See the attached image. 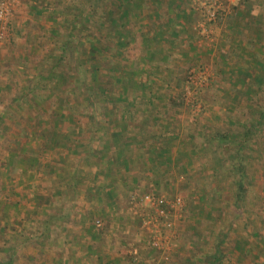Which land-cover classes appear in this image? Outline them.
<instances>
[{"label":"crops","instance_id":"obj_1","mask_svg":"<svg viewBox=\"0 0 264 264\" xmlns=\"http://www.w3.org/2000/svg\"><path fill=\"white\" fill-rule=\"evenodd\" d=\"M64 1L26 0L10 24L9 42L0 45V92L34 97L31 106L21 99L15 118L7 114L0 120V211L7 220L1 228L22 250L10 264H184L191 255L194 264H212L205 260H216L222 252L218 238L211 254L202 251L208 235L191 225L209 216L210 203L227 191L220 178L227 174L232 182L235 171L244 172L246 163L236 162L244 155L235 153L233 161L234 151L226 147L232 139L221 114L240 103L233 89L239 73L258 75L264 63V0H212L218 7L210 36L200 27L205 21L202 0H161L158 11L151 8L152 0H137L130 10L127 44L121 47L124 55L114 62L117 81L105 95L111 100L95 106L101 120L91 141L94 152L51 146L60 143L57 133L69 134L66 120L56 123L53 140L41 134V119L50 118L54 106L40 99L48 90L39 81L52 61L56 33L70 30ZM39 2L45 3L43 9L30 10ZM143 12L147 28L136 21ZM132 46H138L137 52L125 55L124 48ZM193 60L214 73L212 85L201 92L207 102L201 117L193 116L176 81L183 78L182 66ZM83 121L89 128L86 117ZM41 190H46V201L36 199V207L29 193ZM147 191L183 201L163 254L150 244L142 207L133 209L135 197ZM46 207L68 211L69 217L60 234L46 237L39 250L24 239L36 233L37 223L21 221L19 215L34 210L39 216ZM89 209L106 225L98 237L88 232ZM183 245L192 248L188 256Z\"/></svg>","mask_w":264,"mask_h":264},{"label":"trees","instance_id":"obj_2","mask_svg":"<svg viewBox=\"0 0 264 264\" xmlns=\"http://www.w3.org/2000/svg\"><path fill=\"white\" fill-rule=\"evenodd\" d=\"M66 1L68 15L64 16L66 17L64 21L70 26V30L65 32L64 37L57 39L54 51H51V54H53L51 57L52 61L48 64L45 72H43L44 81L42 79L39 81V83H42L41 88L43 91L45 89L48 90L44 94H39L40 99L47 100L54 106V111L48 113L50 118L41 119L45 121L41 134L49 141L53 140L51 132L57 125L56 123L66 120L69 123L67 125V131H70L69 134L64 136L57 133L58 135L56 136L60 138H55V141H60V143H53L51 146L58 148L67 147L72 151L89 150L94 152L96 151L95 145L91 141L95 139V124L101 120L97 116L95 106L97 101L105 100L107 102L111 100V96L106 97L105 95L108 94L107 90L111 89L117 81V63L114 64L115 60H108L106 54L117 52V58L124 55V52H121V47L127 44L128 40L126 37L130 34L128 26L130 10L135 8L134 3L137 0ZM160 1L152 0L150 2V5H153L151 8L156 11L160 10L163 6ZM146 3H148V0H146ZM44 4V2H39L35 5L31 4L29 8L30 10H40L43 9ZM140 10H142V7ZM146 16L147 14L143 12L141 16L136 17L137 22H141V20L144 22V28H147L149 24ZM61 23H64L63 19H61ZM151 55L153 56L154 52H151ZM99 79L100 81H98ZM176 81L177 86L181 87L183 78ZM233 89L236 96L249 105V111L254 118L251 124L245 123L243 134L245 140H251V143L248 141V143L243 145V137L242 139L238 138L239 141L235 143L236 153H239L242 149L244 150V147H248L249 150L250 144L254 142L252 141V136L259 129H264V63L258 75L246 70L241 71ZM17 96L12 97L11 102L9 101V104L2 108L0 120L3 119V116L9 115L10 108L15 107L19 110L21 108V99L24 104L32 105L31 102H33L34 97L28 94ZM85 117L87 118L86 122L89 123L86 124L89 127L86 129L83 123ZM86 130L89 131L88 136ZM252 132H255V134L252 135ZM244 161L239 159L236 162L240 164ZM235 173L234 179L237 180V188L239 189L234 197L239 199L243 191L244 175L241 169H238ZM56 185L58 186V184ZM65 189H67V186ZM67 190L70 189L68 188ZM45 192L46 190H41V193L36 191L32 195L29 193V197L31 196L36 207L40 205L38 203L46 201L47 194ZM94 213V210L89 209L87 214L89 221L88 232H90L91 237H98L101 232L105 231L106 225H101L100 219L93 217ZM68 215V211L63 209L53 210L50 207L44 208L43 213L39 216L36 215L34 210H31L30 213L24 211L23 215H19V217L21 216V221L29 220L32 223H37L36 233H30V236H24V239L31 243L33 247H38L39 250H42L43 241L46 237L50 234H60L59 231L61 232V229L59 227L69 217ZM256 232L257 230H255ZM55 243H58L57 239ZM8 246L3 249V252L5 250L6 252L3 253L4 258L0 259V264H10L16 258V243H10ZM235 247L242 251L244 241H242L241 237L235 239Z\"/></svg>","mask_w":264,"mask_h":264},{"label":"rangeland","instance_id":"obj_3","mask_svg":"<svg viewBox=\"0 0 264 264\" xmlns=\"http://www.w3.org/2000/svg\"><path fill=\"white\" fill-rule=\"evenodd\" d=\"M10 1V5L12 6L11 12L8 14L3 24L2 22L0 23V45H3L5 41L9 42L12 35L9 31L11 26L10 24L15 23L17 18L16 14L21 11L26 0H20L19 3L14 2V0ZM64 2L67 4V1ZM199 4L204 9L202 11V15H204L205 18V21L203 20L200 27L206 36V34L209 35L210 29H213L217 25L215 23V17L218 3H215L212 0H202ZM212 11H214V14L211 13ZM216 29L221 30L220 27H217ZM56 34L59 35V37H57ZM56 34L53 35L58 39L62 38L65 35V32H62L61 29ZM0 48L2 49L3 47ZM124 49L125 55L127 54L130 56L137 52L138 46L127 47ZM106 55L108 60H117V52L108 53ZM192 62H194V64H185L182 66L181 75L183 76V83L180 89L181 92H183V100H185L189 105L193 116L201 117L205 112V104L207 103L203 99L201 92L212 85L214 73L212 68L209 66L201 65L200 63H196L194 60ZM197 67L199 69H207L210 75L207 78L206 82L208 83L206 85H199L202 83L197 80L198 84L194 88L192 84L186 82V79L190 71ZM98 81H100V79ZM195 90L196 92L193 93ZM12 97L13 96L9 93L2 94L0 92V111L5 105L9 104ZM239 102L240 103L235 106L236 109H234L233 112H223L221 114L223 116L222 120L224 122H228V127H230L227 130H224V132L227 131V133L231 136L229 139H232V143L226 144V147L227 149L234 151L233 161H235L234 158L236 153L235 143L239 141V139H242L245 130V123L251 124L254 119L249 111V107L247 106L248 104H245L241 98H239ZM8 113L13 115V118H15L16 114H19V110L13 107L12 109L10 108V112ZM221 115L219 114L218 118H221ZM261 130L262 129H259L256 134L255 132H252V135L255 134L252 136V141L254 142L250 144L249 150L248 147H244V150H241V153L244 155L242 159L245 160L244 162L246 165L243 169L244 189L241 192L240 198L235 199L232 194L233 192L237 193L239 189L236 188V179H233L234 181L230 182L228 175L225 174L226 176L220 178V185L227 191L225 194L223 192L219 201L216 203H210V208H208V211L210 212L209 216L201 217L202 220L200 219L201 221L197 224V226L191 225L192 229L195 228L196 230L202 231L204 235H208V238L206 237V240H204L205 242L203 241L200 244V249H202V251H208V253L211 254L212 248L214 247V236L216 235L218 238V245L220 246L222 252L217 253L218 256L215 258L216 260H211L209 257H207L206 260L204 259L208 263L225 264L224 262L227 259L232 258L231 261H229L230 264H264V129L262 131ZM248 141L251 143V140H245L244 138L243 145L248 143ZM221 147V152L226 150L224 145L220 146V148ZM142 195L143 193L135 197L137 199L133 206L135 208L133 209L136 210V207L138 209L140 206L142 209L145 207L142 204ZM6 221L7 220L5 219L4 214L0 211V259L4 258L3 253H5L6 250L3 252V249L7 248V244L13 243V241H10L12 239L11 236H8L7 231L4 230L5 227L1 228L3 223ZM255 230L258 232H256L257 234L255 233ZM239 237L244 238V247L242 248V251L236 249L235 247V239ZM16 249L17 255L19 256L22 251L21 246L16 244ZM166 249L168 248L166 247ZM181 250H184L186 253L185 255H187V253L191 252L192 248L189 247L186 249L183 245ZM159 251L161 252L160 254H163L162 250ZM191 257L194 259L196 258V256L192 255ZM192 259L184 262V264H194V261L196 262V260L193 259L192 261Z\"/></svg>","mask_w":264,"mask_h":264},{"label":"built area","instance_id":"obj_4","mask_svg":"<svg viewBox=\"0 0 264 264\" xmlns=\"http://www.w3.org/2000/svg\"><path fill=\"white\" fill-rule=\"evenodd\" d=\"M10 2V0H0V23L2 22V24L11 12ZM14 2L19 3L20 0H14ZM211 13L214 14V11ZM209 75L207 69L193 68L188 74L186 82L192 84L194 88L198 84L197 80L202 83L199 85H206ZM195 92L196 90L193 91V93ZM182 203V198L178 195L168 197L158 192H146L142 195V204L145 206L141 209L144 214L143 222L151 235L150 244L154 249L164 251L163 249L168 247L167 242L173 226L172 218L181 211ZM167 255L168 253L165 252L164 258H167Z\"/></svg>","mask_w":264,"mask_h":264}]
</instances>
